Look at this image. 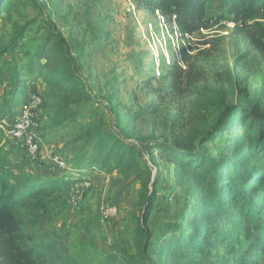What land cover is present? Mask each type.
Segmentation results:
<instances>
[{
  "label": "rangeland",
  "instance_id": "rangeland-1",
  "mask_svg": "<svg viewBox=\"0 0 264 264\" xmlns=\"http://www.w3.org/2000/svg\"><path fill=\"white\" fill-rule=\"evenodd\" d=\"M14 1L2 0L3 9L9 11ZM19 7L20 17L15 12ZM3 9L0 17L6 15ZM12 11L18 22L50 17L69 38L84 42L86 54L79 74L89 98L73 108L80 121L103 130L128 127L139 146L137 157L151 167L158 191L148 221L152 254L155 237L182 220L191 201L176 185L173 163L157 151L151 156L147 144L155 138L172 141L188 135L206 124L224 102L264 103V52L254 44L262 36L264 19L236 23L221 0L208 4L206 27L192 34L181 32L158 10L138 7L134 0H22ZM11 27L10 20L2 28L4 36ZM45 89L41 81L38 92ZM9 91L5 73L0 105ZM54 112L49 104L41 109L40 153L25 164L17 144L11 149L12 138L0 131V171L52 174L54 155L64 157L70 167L86 145L75 132L47 126ZM89 177L88 188L72 186L52 204L49 220L25 215L32 242H54L80 264H97L111 252L132 264H146L137 254L135 232L140 182L118 171L96 170ZM104 202L116 205L118 214L102 222L98 209ZM256 264H264V254Z\"/></svg>",
  "mask_w": 264,
  "mask_h": 264
},
{
  "label": "trees",
  "instance_id": "trees-1",
  "mask_svg": "<svg viewBox=\"0 0 264 264\" xmlns=\"http://www.w3.org/2000/svg\"><path fill=\"white\" fill-rule=\"evenodd\" d=\"M134 1L138 7L158 10L181 32L192 34L206 27L207 6L215 0ZM221 1L236 23L264 19V0ZM20 2L15 0L6 12L0 0V10L6 12L0 17V82L6 73L10 86L0 105V121L12 114L7 119L11 123L28 92L39 91L33 83L41 80L46 84L41 93L45 105L55 109L47 126L75 132L86 148L70 167L52 174L21 176L0 171V264H80L54 242H32L25 215L49 220L52 204L96 170L118 171L140 182L135 232L137 254L146 264H256L264 254V103L224 102L206 124L194 127L188 135L149 141V154L157 151L173 163L176 185L191 201L183 219L155 237L154 257L148 252L152 238L148 221L158 191L151 167L137 157L139 146L128 127L114 132L79 120L73 106L89 98L79 74L85 44L65 35L50 17L18 22L12 10ZM15 12L22 16L20 7ZM10 20L11 30L4 36L2 28ZM263 38L264 30L254 44L264 52ZM21 154L22 164L32 160ZM97 264L132 263L111 252Z\"/></svg>",
  "mask_w": 264,
  "mask_h": 264
},
{
  "label": "built area",
  "instance_id": "built-area-1",
  "mask_svg": "<svg viewBox=\"0 0 264 264\" xmlns=\"http://www.w3.org/2000/svg\"><path fill=\"white\" fill-rule=\"evenodd\" d=\"M47 100L41 93L30 90L26 99L18 109V114L13 116L11 123L7 119L0 121V129L15 141L21 153H25L32 160L37 159L41 144V122L39 113ZM69 167L64 157L54 155L51 158L50 170L57 171ZM91 185L89 180L76 183V188H88ZM118 214V207L114 204L102 203L98 209V215L102 222L114 218Z\"/></svg>",
  "mask_w": 264,
  "mask_h": 264
},
{
  "label": "crops",
  "instance_id": "crops-1",
  "mask_svg": "<svg viewBox=\"0 0 264 264\" xmlns=\"http://www.w3.org/2000/svg\"><path fill=\"white\" fill-rule=\"evenodd\" d=\"M41 80H38L37 82H34L33 85L40 87Z\"/></svg>",
  "mask_w": 264,
  "mask_h": 264
}]
</instances>
